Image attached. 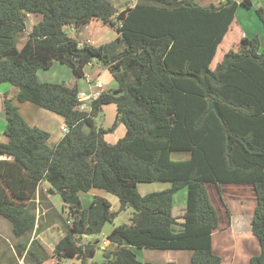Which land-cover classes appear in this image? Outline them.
Wrapping results in <instances>:
<instances>
[{
    "label": "trees",
    "instance_id": "16d2710c",
    "mask_svg": "<svg viewBox=\"0 0 264 264\" xmlns=\"http://www.w3.org/2000/svg\"><path fill=\"white\" fill-rule=\"evenodd\" d=\"M250 8L252 0H241ZM239 2L201 5L197 0H137L122 11L110 0H0V83L18 89L29 101L63 117L67 132L54 146L50 133L33 126L5 96V140L0 141V216L12 223L17 237L37 222L36 198L48 184L69 207L68 228L57 242L56 264H87L99 238L117 211L96 195L83 207L79 193L92 188L119 197L132 207L130 224L115 226L91 264H145L134 248L192 250L189 264H221L213 250L220 223L208 184H218L223 199L253 197L251 231L260 253L250 264H264V48L259 36H244L212 67L218 48L235 19ZM257 13L264 24V7ZM40 15L24 44L27 14ZM93 19L109 23L119 36L102 45L84 44L66 28L81 29ZM94 60L108 67L118 85L104 90L81 110L77 84L42 82L40 69L54 61L69 66L75 77ZM210 100L221 116L210 109ZM117 106L111 126L99 123L103 106ZM124 124L115 143L105 135ZM171 182L172 186L141 194L138 184ZM231 186L224 194L220 185ZM187 188L182 229L174 215V196ZM26 248L27 244H23ZM49 256L33 240L26 259L40 264ZM1 264V263H0ZM150 264V263H147ZM167 264H177L169 260Z\"/></svg>",
    "mask_w": 264,
    "mask_h": 264
},
{
    "label": "crops",
    "instance_id": "0c3cea01",
    "mask_svg": "<svg viewBox=\"0 0 264 264\" xmlns=\"http://www.w3.org/2000/svg\"><path fill=\"white\" fill-rule=\"evenodd\" d=\"M116 7L119 11H122L128 7L135 5L137 0H114ZM225 0H203L201 5H211L219 4ZM239 2V7L237 9L235 19L230 26L227 34L225 35L222 43L220 44L219 49L223 46L224 43H227V47L223 50L222 54L226 53L230 48L238 47L241 39L244 36L253 37L259 36L261 40V47L264 48V24L261 21L257 8L262 6L264 7V0L258 2L253 1V6L246 8ZM199 3V4H200ZM124 4V5H122ZM244 8V9H242ZM41 19L40 15L34 13L27 14L26 22V31L25 34L28 35L36 22ZM68 28V27H67ZM66 28V30H67ZM73 34H69L72 37L77 38L80 42H92V45L98 46L102 44L109 43L116 39L119 36V32L115 27L109 23H104L99 19H93L88 24H86L81 29H76L71 27ZM27 38V37H26ZM26 40V39H25ZM24 44V43H23ZM236 47V48H237ZM218 52V51H217ZM95 61V60H94ZM91 62L85 66L83 77H75L72 69L59 62L54 61L52 66L49 69H40L38 71V79L42 82H65L68 84H77L79 91H85L87 93H93L98 91L96 86L97 81H102L104 90H113L117 88V81L114 79L112 73L108 67L103 64L95 65ZM88 68V70H86ZM91 73V74H90ZM10 83H0V114L2 117L0 120V141L5 140L4 129L6 126V113L4 109V100L5 96L9 97V92H11L12 87L9 86ZM13 86V85H12ZM14 92V91H13ZM16 95L10 97L12 100H16L15 104L18 106L22 116L33 126H38L42 129L47 130L50 133L48 143L50 146L54 147L60 139L65 135L68 128L67 125L60 115L47 110L43 107H40L29 101H20ZM2 111V112H1ZM117 115V106L114 103H110L103 106L102 116L100 120L104 122L105 126H111ZM126 133V128L124 124H119L113 132L107 133L105 138L111 142L115 143L119 138L124 136ZM4 156H0V159H4ZM171 183V182H170ZM172 184V183H171ZM220 185V184H219ZM172 186V185H171ZM228 187V184L220 185L222 192L225 191V187ZM211 199L213 203L219 210L220 223L218 228L213 233V250L215 253L219 254L223 261L221 264H250L251 257L260 253V243L257 237L252 233L251 230H233L235 224H233L231 210L229 208V200L226 201L220 196L218 184H208ZM48 184L46 182H41L39 190L46 195L45 201L40 200L39 195L36 198V210H37V222L35 228L32 232H29L26 235L17 237L13 233L12 223L8 222L6 218L0 216V263L1 264H34V258L26 259L27 249L30 246L33 240H39L42 246L47 250L49 256L45 261L40 264H56V257L53 255L54 248L57 242L65 235V232L61 230H51L49 228L54 227L57 222L61 219V212L66 211L67 205H65L63 200L56 199L55 195L49 194L47 192ZM183 189V188H182ZM187 189V188H186ZM216 190L218 194V199L222 201L224 206L223 211L219 209L216 199L212 196V190ZM181 190V189H180ZM177 193V192H176ZM175 193V195H176ZM188 193V192H187ZM82 204L84 207H89L96 195L106 197L109 201L108 193L104 189L92 188L87 192L81 191L79 193ZM87 202V205L84 204ZM111 203V201H110ZM112 204V203H111ZM59 206V207H58ZM187 206V194H186V204L181 208V213L177 214L175 212V196H174V215L179 217L177 220L179 224H182L184 219L183 215ZM255 207V206H254ZM60 208V210H59ZM113 211L116 212L113 205L111 207ZM133 212V211H132ZM224 213V214H223ZM132 215V214H131ZM227 217V220H226ZM252 220V219H251ZM227 221V222H226ZM70 220H67V223ZM114 222V221H113ZM112 222V223H113ZM115 226H112L110 230L102 231L104 232V244L102 250L108 247L111 244V241L107 238L108 234ZM182 228V225H181ZM181 228L179 230H181ZM251 228V224H250ZM177 230V231H179ZM57 231V233H54ZM87 237V236H86ZM83 237V240L86 238ZM244 237L247 240L250 247H248L246 241L242 240ZM23 244H27V247L24 248ZM251 249V251H250ZM138 259L147 264H157L150 259H142L140 256V251L144 249L134 248ZM162 250V249H157ZM165 256L161 261V264H167L169 260L175 261L177 264H189L192 257V250H175L167 249ZM239 254L241 257H239ZM94 261L93 258L88 260L87 264H91ZM77 264H80L79 260H75ZM68 264L70 262H67Z\"/></svg>",
    "mask_w": 264,
    "mask_h": 264
},
{
    "label": "rangeland",
    "instance_id": "374dc122",
    "mask_svg": "<svg viewBox=\"0 0 264 264\" xmlns=\"http://www.w3.org/2000/svg\"><path fill=\"white\" fill-rule=\"evenodd\" d=\"M201 1H203V0H197L198 3H200ZM253 1L258 2L260 0H253ZM122 5H124V4H122ZM242 9H244V8H242ZM67 32H68V34H73L71 27L67 28ZM26 37H27V35L25 33L20 36V38L18 39V46L19 47H21L23 45ZM227 44H228V41H227V43L223 44L221 49L218 50L216 57L212 63L213 68L222 59V57H223L222 49L224 50L227 47ZM94 63H95V65L102 64L99 60H95ZM88 68L89 67H87L86 70H88ZM9 86L12 87L11 92H9V97H13L16 95V91H18V89L12 85H9ZM16 100H13V102L15 103ZM1 117H2V113L0 114V120H1ZM97 121L99 123H102L100 120V117L97 118ZM171 185L172 184L170 182H161V181H154V182H148V183L144 182V183L138 184V189H139L141 194H146V193L153 192V191H159V190L167 189V188L171 187ZM231 191H232L231 186L230 185L228 187L226 186L225 191L223 192V195L231 193ZM186 194H187V189L183 188V189L179 190L175 195V212L177 214L181 213V211H182L181 208L186 204ZM53 195H55V197H56V199L54 200L55 202H58V200H60V201L63 200L60 194L56 193ZM212 196L214 199H216L219 209H221L223 211V209H224V206L222 205L223 202L218 199V197H217L218 194H217L215 189L212 190ZM108 197H109L114 209L117 211V214H116V217L114 219V222L113 223H107L104 226L103 231L110 230L112 228V226H117V225H121V224H130L131 223V214L133 211L132 207L127 206L123 209H120L121 208V202H120L119 197L114 195V194H111V193H108ZM221 200H223V198ZM224 200L226 201V199H224ZM85 201L86 200H84L83 202H84V204L87 205V202H85ZM229 201H230L229 202V208L231 210L230 213L232 214L233 224H235V227L233 230H235V229L236 230H251L250 224H251V219H252L253 213H254V208H255L254 206L256 203L254 198L251 197V198H247L245 200H242L239 198L232 197V199H230ZM59 210H60V208H59ZM60 213H61V219L57 222V224L54 227H51L49 229L61 230L62 232H65L68 228L67 220L69 219V207H66L65 212L60 211ZM178 218L179 217H177V219ZM226 220H227V217H226ZM7 221L10 222L8 219H7ZM174 227L177 231L181 228V224H176ZM54 233H57V231H55ZM86 236H84L86 238L84 239L83 243H87L89 241H92L97 237L100 239L98 244H97L98 245L97 246L98 247L97 252H96L95 256L93 257V259H94V261L101 262L103 260L102 247H103L104 238H105L104 232H102L98 236H96V235L95 236L94 235H86ZM242 240L243 241L245 240L244 237L242 238ZM245 241H246L248 247H250V244H248L247 240H245ZM38 242L41 244V242L39 240H38ZM250 251H251V249H250ZM165 252H166V250L144 249L143 251H140V256L142 259H150L152 261H155L154 263L161 264V261L166 254ZM239 257H241L240 254H239Z\"/></svg>",
    "mask_w": 264,
    "mask_h": 264
},
{
    "label": "built area",
    "instance_id": "2783aa9c",
    "mask_svg": "<svg viewBox=\"0 0 264 264\" xmlns=\"http://www.w3.org/2000/svg\"><path fill=\"white\" fill-rule=\"evenodd\" d=\"M84 44H91L92 42H80V45H84ZM96 86L98 87V91H95L93 93H87L85 91H79L78 92V99L80 102V109L81 110H89L90 107V101L93 99H96L100 96L101 92H102V88L104 87V84L102 81H97L96 82ZM68 264V263H65Z\"/></svg>",
    "mask_w": 264,
    "mask_h": 264
},
{
    "label": "water",
    "instance_id": "95a60500",
    "mask_svg": "<svg viewBox=\"0 0 264 264\" xmlns=\"http://www.w3.org/2000/svg\"><path fill=\"white\" fill-rule=\"evenodd\" d=\"M110 1L114 4V6H116V3H115L114 0H110ZM209 108H210V109H214V110L216 111V113H217L219 116H221L220 111H219L217 105L214 103L213 100H210V106H209Z\"/></svg>",
    "mask_w": 264,
    "mask_h": 264
}]
</instances>
